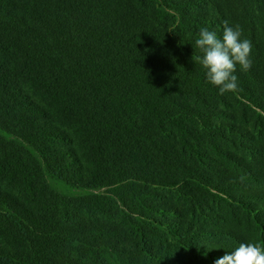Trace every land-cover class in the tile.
Masks as SVG:
<instances>
[{
	"label": "trees",
	"instance_id": "1",
	"mask_svg": "<svg viewBox=\"0 0 264 264\" xmlns=\"http://www.w3.org/2000/svg\"><path fill=\"white\" fill-rule=\"evenodd\" d=\"M252 42L219 94L199 30ZM264 245V0H0V264H214Z\"/></svg>",
	"mask_w": 264,
	"mask_h": 264
},
{
	"label": "clouds",
	"instance_id": "2",
	"mask_svg": "<svg viewBox=\"0 0 264 264\" xmlns=\"http://www.w3.org/2000/svg\"><path fill=\"white\" fill-rule=\"evenodd\" d=\"M241 37V26H229L225 20L222 36L202 27L195 40V47L202 54L192 56V59L205 69L207 81L217 87L221 95L238 89V77L234 74L237 65L242 71H248L252 67V42ZM214 264H264V245L240 243L233 251L218 258Z\"/></svg>",
	"mask_w": 264,
	"mask_h": 264
}]
</instances>
